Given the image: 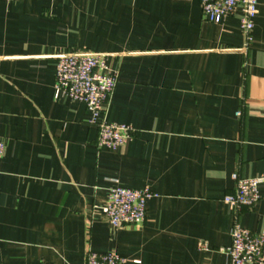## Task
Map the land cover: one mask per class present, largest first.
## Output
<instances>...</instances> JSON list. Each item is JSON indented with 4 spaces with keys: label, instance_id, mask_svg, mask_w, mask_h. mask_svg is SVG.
<instances>
[{
    "label": "crops",
    "instance_id": "1",
    "mask_svg": "<svg viewBox=\"0 0 264 264\" xmlns=\"http://www.w3.org/2000/svg\"><path fill=\"white\" fill-rule=\"evenodd\" d=\"M240 17L206 22L200 0H0V264H228L236 221L264 229V184L253 208L224 201L234 174L264 177V0L247 48ZM75 52L118 70L104 119L134 130L125 147L98 146L86 105L56 98L57 57ZM115 185L157 194L141 227L104 218Z\"/></svg>",
    "mask_w": 264,
    "mask_h": 264
},
{
    "label": "built area",
    "instance_id": "2",
    "mask_svg": "<svg viewBox=\"0 0 264 264\" xmlns=\"http://www.w3.org/2000/svg\"><path fill=\"white\" fill-rule=\"evenodd\" d=\"M206 22L221 24L229 17L241 14L240 27L246 48L252 41L255 20L259 14V0H200ZM119 80V72L111 68L109 57L91 52H75L57 57L55 82L56 98L65 96L82 102L91 115L89 124L98 130V146L118 150L134 137V130L124 124H110L104 116ZM241 116V112L236 114ZM6 147L0 139V159ZM236 190L227 195L225 203L240 212L253 208L260 200L259 188L264 177L239 178L233 175ZM157 197L149 189L135 190L115 185L110 188L103 215L112 228L141 227L146 221L147 203ZM232 243L222 250L228 264H264V229L259 232L244 229L238 221L231 230ZM201 249L206 250L204 244ZM131 261L115 252L96 254L89 252L86 264H128Z\"/></svg>",
    "mask_w": 264,
    "mask_h": 264
}]
</instances>
